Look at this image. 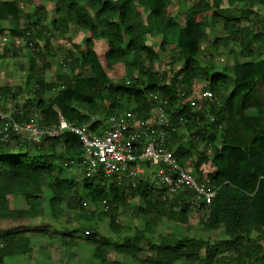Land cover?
Listing matches in <instances>:
<instances>
[{
    "label": "trees",
    "instance_id": "1",
    "mask_svg": "<svg viewBox=\"0 0 264 264\" xmlns=\"http://www.w3.org/2000/svg\"><path fill=\"white\" fill-rule=\"evenodd\" d=\"M53 1L56 17L63 14L65 18L53 19L51 27L63 32L68 20L88 36L82 44L72 43L69 55L57 62L58 68L67 66L68 71L58 70L54 78L46 80L43 74L51 55L49 38L45 37L48 28L32 12L23 14L22 21L17 0H0V33L7 32L11 40L18 38L27 46L24 83L0 86V98L14 106L23 85L32 94L25 101L30 107L11 110L15 120L22 121L36 112L43 126H51L62 115L99 133L110 115L124 111L135 110L139 118L150 120L156 95L164 100L162 105L173 127L168 148L181 163L192 155V136L210 129L209 135H201L211 142V155H198L195 168L201 173L202 164L210 165L208 173L216 193L206 208V219L202 218L203 227L219 230L221 238L213 242L190 235H160L157 241L146 242L148 253L142 256V231L132 238L124 237L122 242L88 231L86 237L93 243L94 257L100 264H114L106 260L107 250L112 249L139 264H177L178 260L182 264H264V252L250 237L253 228L264 227V18L253 10L255 3L264 6V0H194L177 11L171 0ZM217 22L223 34L209 42ZM148 36L159 39L158 50L148 42ZM99 39L106 43L103 60L95 48ZM205 42L210 53L218 44L238 46L243 60L234 56L230 64L213 68V64L200 59ZM166 46H172L173 54L165 69L155 70L158 51ZM252 55L254 59H248ZM117 62L125 67L123 81H113L109 75ZM176 63H181L177 69ZM201 78L205 80L201 89L209 88L214 93L202 110L185 100L192 93L193 83ZM15 138L13 145L0 142V264L8 257L31 252L30 234L19 230L15 221L45 214L41 206L43 185L51 194L48 204L53 216L63 213L62 199L66 198L72 208H80L87 199L94 205H104L99 214L109 212L113 226L110 208L123 204L129 196H138L145 206L137 210H149L151 217L187 222L190 208L185 199L161 198L164 188L147 172L140 174L134 186L118 185L102 174L83 177L77 191L74 171L69 178L60 175L64 160L82 155L76 133L45 136L39 144ZM14 146L22 148L11 156L9 151ZM9 195L24 200L25 206L10 207ZM149 226L146 223V229ZM68 234L72 235L64 232V236ZM223 246L234 253L218 256L216 249Z\"/></svg>",
    "mask_w": 264,
    "mask_h": 264
},
{
    "label": "rangeland",
    "instance_id": "2",
    "mask_svg": "<svg viewBox=\"0 0 264 264\" xmlns=\"http://www.w3.org/2000/svg\"><path fill=\"white\" fill-rule=\"evenodd\" d=\"M174 10L185 9L187 4L194 0H171ZM22 21L24 19L23 14L28 12L35 13L39 16L42 24L48 28L45 33V37L49 38L50 42V57H47L49 67L45 70L43 76L46 80H51L55 77L58 70L67 72L68 67H57V62L63 56L69 55L68 47L72 43L82 44L87 38L88 33L76 27L73 22H67V28L65 31L57 30L51 27L53 19H63L65 16L59 15L56 17L54 13V1L53 0H17ZM253 10H256L259 18H264V6L262 4L255 3ZM3 27L6 26V22H3ZM220 23L217 22L214 28L211 29L209 34V42L215 37L223 34L220 27ZM148 42L152 44L155 49L158 50L159 39L157 37L148 36ZM41 44V43H40ZM29 47V45H28ZM206 42L202 45V52L200 54L201 61L206 64H213V68L221 69L224 65L230 64L234 56L243 60L239 56L240 48L234 46L231 43L227 46L218 44L217 48L213 52H209L206 48ZM18 48H20L18 50ZM95 48L98 51L101 60L104 59V51L106 50V43L104 39L95 41ZM17 49V50H16ZM16 50L17 54H13ZM172 46H166L164 51L159 50L157 60L154 62V69L161 71L166 68L169 57L173 54ZM248 59H254V56H250ZM27 46L20 39L11 40L7 32L0 33V86H17L24 83L27 66ZM105 65V61L103 62ZM181 63H176L174 68L177 69ZM109 75L113 81H123L125 78V67L122 62L113 63V69L109 70ZM205 82L204 79L196 80V92L200 94L201 85ZM200 88V89H199ZM32 96L28 86L23 85V91L18 94L16 98V105L10 103L8 100L4 102L0 98V114H8L13 108L24 110L30 107L26 105L27 98ZM32 105V104H31ZM180 130H183L181 128ZM205 140V139H203ZM22 146H14L10 149L11 156L18 153ZM60 150V147H57ZM23 151V150H21ZM211 155V154H210ZM155 165V162H151ZM143 165V164H142ZM145 171L149 167V163L143 165ZM210 169L209 164L202 165V171L207 173ZM73 173L72 169L60 168V175L69 178ZM151 178H153L152 172H147ZM77 183V191L79 189L81 178L77 175L73 176ZM51 194L48 186L43 185V193L41 198V206L45 210V214L36 218H22L17 219V228L21 231L30 234L32 250L27 254L14 255L4 260L3 264H100V261L93 255V243L86 237L88 231L95 236H104L111 241L122 242L124 237L132 238L134 234L143 232L144 239L139 241L141 247V254L144 256L148 253L147 241L155 242L160 235L177 236L178 238L184 235H190L194 237L209 239L215 242L221 238L219 230H206L203 227V215L199 211H187V222H178L174 219H166L164 217H151V212L145 210L141 212L136 208L139 206L144 207L142 199L138 196H129L124 200L123 204H119L115 209H111L114 215L115 225L111 226L108 215H101L99 212L104 209V205H94L87 199L86 204L80 208H72L67 205V200L62 199L60 207L63 213H59L56 216L51 215L48 199ZM10 207H22L25 206L24 200L18 197L9 195ZM161 198L163 195L161 194ZM165 198H172L171 196H165ZM175 199V198H174ZM106 206V204H105ZM175 209V207H172ZM146 223H149V228L146 229ZM71 232L72 235L64 236V232ZM259 231V233H258ZM250 237L255 243L260 245V252H264V227L261 230L253 228L250 233ZM217 255L229 256L228 254L234 253L228 246H223L216 249ZM204 250L202 251V255ZM106 260L108 262H114V264H139L136 261L130 259L129 256H122L116 254L114 250L108 249L106 252ZM177 264H182L181 260L176 261ZM113 264V263H112ZM239 264H250L248 261H243ZM255 264V263H254Z\"/></svg>",
    "mask_w": 264,
    "mask_h": 264
},
{
    "label": "built area",
    "instance_id": "3",
    "mask_svg": "<svg viewBox=\"0 0 264 264\" xmlns=\"http://www.w3.org/2000/svg\"><path fill=\"white\" fill-rule=\"evenodd\" d=\"M192 87V93L185 97V100L194 109L202 110L212 101L214 93L209 88H199V94L195 90V83ZM180 94L183 95V92ZM154 96L150 120L139 118L135 110L124 111L118 115H110L105 125L99 129V133L90 129L88 124H74L62 115H59L55 124L43 126L36 112L27 114L22 121L15 120L10 113L0 114V142L13 145L15 137H19L39 144L45 136L54 138L65 131L76 133L82 144V155L64 160L63 166L72 169L79 178L102 174L104 178L118 185L131 183L134 186L140 174L145 172L143 165L149 162L155 183L165 190L163 198L167 195L184 198L192 212H202L203 218L206 219V208L215 196L216 185L209 173L201 170L202 165L206 163L200 166L199 173L195 162L198 155L208 157L212 152L211 142L203 140L201 135H209L210 129L192 136V155L181 163L168 148L169 131L173 130V127L170 116L162 105L164 100ZM207 117L210 121L215 120L212 116ZM217 128L221 130L222 126L218 125ZM151 162H155V165ZM82 203L85 205L87 202Z\"/></svg>",
    "mask_w": 264,
    "mask_h": 264
},
{
    "label": "crops",
    "instance_id": "4",
    "mask_svg": "<svg viewBox=\"0 0 264 264\" xmlns=\"http://www.w3.org/2000/svg\"><path fill=\"white\" fill-rule=\"evenodd\" d=\"M106 123V122H105ZM105 125V124H104ZM147 163H145V165H146ZM149 167H151V165H150V163H149ZM145 172H152L151 170H150V168H148ZM144 172V173H145ZM152 175H153V172H152Z\"/></svg>",
    "mask_w": 264,
    "mask_h": 264
}]
</instances>
